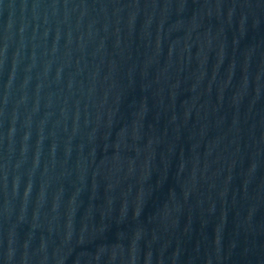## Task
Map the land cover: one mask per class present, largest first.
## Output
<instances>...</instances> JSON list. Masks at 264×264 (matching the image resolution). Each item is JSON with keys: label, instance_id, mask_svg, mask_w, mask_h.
Returning <instances> with one entry per match:
<instances>
[{"label": "water", "instance_id": "1", "mask_svg": "<svg viewBox=\"0 0 264 264\" xmlns=\"http://www.w3.org/2000/svg\"><path fill=\"white\" fill-rule=\"evenodd\" d=\"M0 264H264V0H0Z\"/></svg>", "mask_w": 264, "mask_h": 264}]
</instances>
